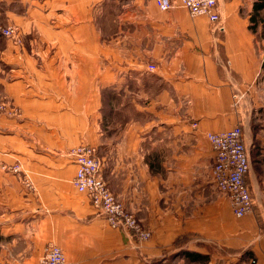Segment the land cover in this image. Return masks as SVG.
Wrapping results in <instances>:
<instances>
[{
  "label": "crops",
  "instance_id": "crops-1",
  "mask_svg": "<svg viewBox=\"0 0 264 264\" xmlns=\"http://www.w3.org/2000/svg\"><path fill=\"white\" fill-rule=\"evenodd\" d=\"M2 1L22 43L0 50V264H38L50 243L70 264H264V0H217L223 29L155 0ZM238 125L243 218L213 183L207 138ZM82 143L149 240L76 190Z\"/></svg>",
  "mask_w": 264,
  "mask_h": 264
},
{
  "label": "built area",
  "instance_id": "built-area-1",
  "mask_svg": "<svg viewBox=\"0 0 264 264\" xmlns=\"http://www.w3.org/2000/svg\"><path fill=\"white\" fill-rule=\"evenodd\" d=\"M162 11L181 7L192 17L205 16L212 24L223 29L217 0H155ZM1 34L16 45L22 43L19 31L9 25L0 29ZM154 70V67H150ZM6 106L0 103V112ZM214 152L212 180L217 190L223 193L230 204L236 218H243L254 211L251 189L247 183L250 170L248 149L243 128L238 125L230 130L207 135ZM70 158L77 166L73 185L79 193L85 194L95 212L105 217L110 227L126 229L138 241L144 242L151 238L152 232L147 229L136 216L129 213L124 205L115 197L101 174V161L96 156V149L82 143L70 149ZM6 172L19 174L20 164L2 165ZM25 186L34 189L33 183L24 179ZM38 264H70L61 247L50 243L46 246Z\"/></svg>",
  "mask_w": 264,
  "mask_h": 264
},
{
  "label": "rangeland",
  "instance_id": "rangeland-1",
  "mask_svg": "<svg viewBox=\"0 0 264 264\" xmlns=\"http://www.w3.org/2000/svg\"><path fill=\"white\" fill-rule=\"evenodd\" d=\"M0 3H1V6H0V10H2V3H3V1L2 0H0ZM10 25H12V26H14V27H16L17 29H18V31H19V35H20V37H21V28L18 26V25H15V24H10ZM7 26H9V24H7V23H5V22H0V29L1 28H4V27H7ZM22 38V37H21ZM7 41H8V39H6L2 34H1V32H0V50L1 49H5V48H7L8 47V45H7ZM6 172V171H5ZM8 173H11V172H8ZM12 174H14V173H12Z\"/></svg>",
  "mask_w": 264,
  "mask_h": 264
},
{
  "label": "trees",
  "instance_id": "trees-1",
  "mask_svg": "<svg viewBox=\"0 0 264 264\" xmlns=\"http://www.w3.org/2000/svg\"><path fill=\"white\" fill-rule=\"evenodd\" d=\"M255 6H256L255 7V11H256V10H259L260 8H262L263 5L258 4V5H255Z\"/></svg>",
  "mask_w": 264,
  "mask_h": 264
}]
</instances>
